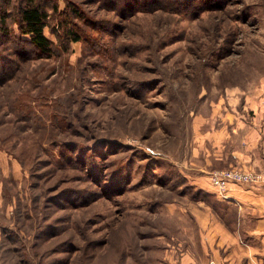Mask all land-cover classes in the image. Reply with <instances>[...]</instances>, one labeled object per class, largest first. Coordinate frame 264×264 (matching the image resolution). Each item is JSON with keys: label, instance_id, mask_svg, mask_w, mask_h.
Wrapping results in <instances>:
<instances>
[{"label": "rangeland", "instance_id": "obj_1", "mask_svg": "<svg viewBox=\"0 0 264 264\" xmlns=\"http://www.w3.org/2000/svg\"><path fill=\"white\" fill-rule=\"evenodd\" d=\"M23 2L0 0V264H264V220L192 179L254 112L264 0H42L48 57Z\"/></svg>", "mask_w": 264, "mask_h": 264}, {"label": "crops", "instance_id": "obj_2", "mask_svg": "<svg viewBox=\"0 0 264 264\" xmlns=\"http://www.w3.org/2000/svg\"><path fill=\"white\" fill-rule=\"evenodd\" d=\"M256 97L257 101L254 104L248 105L249 109L254 111L252 115L249 116L243 113L241 115H233L229 119L230 122L226 121L219 131L212 133L211 147L207 149V152L200 150V153L202 152V163L194 171V178H192L194 183L204 186L205 178H209L211 170L231 166H241L247 169L255 168L258 169L257 171L264 172V85H261L257 89ZM250 186L249 184H230L226 191L227 197L225 198L227 201H234L239 208L248 207L253 210L252 214L258 215L259 220L257 221L259 223L256 226L258 228L260 222L264 220V185L256 188ZM241 213L240 211L239 218H243V214ZM257 228L243 230L240 223L237 228V239L238 236L239 240L241 239L240 235L242 232L250 231L249 233H255L258 230ZM228 233L232 234L231 231H228ZM234 234H232L233 237ZM227 241L228 239L223 242L217 241L216 244L217 246L224 247V251L242 248V245L236 239L235 243L229 244ZM201 244L200 246H203L204 250H213L214 253L219 249L218 247L214 248L215 243L210 241H202ZM207 244L210 246L209 248H207ZM246 246L247 248L252 247L248 244ZM247 248H242L244 253L239 255V257L241 256L240 263H237L236 257L231 259L228 255L223 256L221 261H223V264H259V261L255 258L243 257L248 254ZM214 255L212 254V256ZM244 260L246 261L243 263ZM179 262L180 264H189L190 259L188 261L182 257ZM192 262L196 264L195 261Z\"/></svg>", "mask_w": 264, "mask_h": 264}, {"label": "trees", "instance_id": "obj_3", "mask_svg": "<svg viewBox=\"0 0 264 264\" xmlns=\"http://www.w3.org/2000/svg\"><path fill=\"white\" fill-rule=\"evenodd\" d=\"M18 13V28L20 32L28 36L29 42L41 56H50L52 54L51 40L44 34V29L48 26V14L44 9L42 0H24L19 7ZM72 35L73 40L78 39L74 32Z\"/></svg>", "mask_w": 264, "mask_h": 264}, {"label": "built area", "instance_id": "obj_4", "mask_svg": "<svg viewBox=\"0 0 264 264\" xmlns=\"http://www.w3.org/2000/svg\"><path fill=\"white\" fill-rule=\"evenodd\" d=\"M264 181V172L241 167L214 169L209 172V182L222 197H227L226 191L230 184L246 183L256 185ZM214 264L213 262H211Z\"/></svg>", "mask_w": 264, "mask_h": 264}]
</instances>
